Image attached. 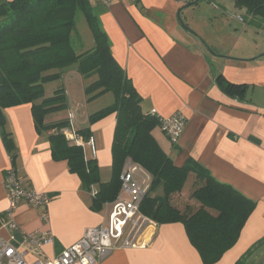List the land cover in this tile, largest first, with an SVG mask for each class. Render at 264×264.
I'll return each mask as SVG.
<instances>
[{
    "label": "crops",
    "instance_id": "0c3cea01",
    "mask_svg": "<svg viewBox=\"0 0 264 264\" xmlns=\"http://www.w3.org/2000/svg\"><path fill=\"white\" fill-rule=\"evenodd\" d=\"M7 1L0 0V4ZM91 3L110 40L113 58L143 100L142 112L147 115L155 110L162 117L180 112L186 118L184 133L176 145L159 127L153 131L163 151L177 167L193 160L215 180L256 203L236 244L215 264H236L249 251L245 264L254 257L264 261V49L245 38L247 26L255 30L261 26L255 19L247 21L242 32L230 35L234 48L227 50L209 33L226 25L225 14L219 15L220 9L208 3L203 7L183 6L176 0H114L109 6L93 0ZM218 76L234 85H246V95L239 98L223 90L217 83ZM4 114L6 129L17 148L15 168L24 185L52 198L47 208L22 203L15 212V222L21 233L52 236L53 242L30 254L28 261L52 260L77 243L87 229L105 225L107 205L118 196L104 204L100 212H93L92 199L99 186H93L91 193L84 191L68 162L53 159L48 141L52 132L37 133L32 105L9 108ZM51 115L46 123L67 118L52 121ZM74 116L77 130L90 129L98 146L95 154L87 149L86 159L97 161L101 183L110 182L116 114L93 125L88 119L78 122ZM11 166L0 133V238L6 241L13 236L6 226L9 202L4 186ZM109 167L111 176L103 178V171ZM44 211L47 220L43 219ZM15 235L21 242L22 237ZM106 262L204 264L182 223H158L147 247H120Z\"/></svg>",
    "mask_w": 264,
    "mask_h": 264
},
{
    "label": "trees",
    "instance_id": "16d2710c",
    "mask_svg": "<svg viewBox=\"0 0 264 264\" xmlns=\"http://www.w3.org/2000/svg\"><path fill=\"white\" fill-rule=\"evenodd\" d=\"M232 1L238 8H245L248 16L259 19L258 26L264 24V0ZM79 15L85 18L94 38V47L82 54H77L72 44ZM73 66L85 79L97 77L85 89L88 101L109 93L115 98L112 105L88 119L93 125L113 114L117 116L112 177L105 184L101 183L97 161L87 160L82 147L60 134L69 126L68 117L61 122L45 123L47 116L67 108V97L59 89L47 98L44 86L60 80L63 71ZM217 83L232 96L246 95V85L231 84L222 76H218ZM142 101L113 58L110 40L91 0H9L0 4V133L12 166L15 167L17 148L6 129L4 112L31 104L37 133L56 132L48 137L53 159L68 162L70 172L81 179L84 191L91 193L93 186H99L92 199L93 212H100L104 204L116 199L123 167L131 159L153 177L142 213L159 224L182 223L203 263L215 264L236 244L256 203L215 180L193 160L177 167L154 138L153 131L159 123L142 112ZM78 133L84 139L91 137L90 129ZM190 176H194L195 186L191 194L184 190ZM158 189H163V196L151 197ZM176 197L183 198L184 204L174 202ZM251 252L236 264H245Z\"/></svg>",
    "mask_w": 264,
    "mask_h": 264
},
{
    "label": "built area",
    "instance_id": "2783aa9c",
    "mask_svg": "<svg viewBox=\"0 0 264 264\" xmlns=\"http://www.w3.org/2000/svg\"><path fill=\"white\" fill-rule=\"evenodd\" d=\"M93 1L104 6L114 2V0ZM176 1L183 6L205 2L219 9L212 0ZM239 20L242 21L240 18ZM150 115L157 119L162 132L173 145H176L185 130V116L179 112L170 117H162L155 110H152ZM74 120L73 113H69V126L61 132L69 142L83 148L85 157L87 149L95 154L97 149L95 138L91 136L84 139L75 128ZM120 181L121 189L117 199L107 205L109 213L105 225L87 229L77 243L64 249L52 260L28 261L30 254H37L45 245L53 242V239L49 233H21L19 225L15 222V212L22 203L33 208H47L52 198L34 188L26 187L16 168L11 166L6 171L4 186L9 202L6 226L13 236L9 241L0 238V264H109L106 259L120 247H147L157 225L141 213V205L150 192L153 177L141 165L127 159ZM42 216L47 220V211H44ZM16 233L22 237L21 242L18 241Z\"/></svg>",
    "mask_w": 264,
    "mask_h": 264
},
{
    "label": "rangeland",
    "instance_id": "374dc122",
    "mask_svg": "<svg viewBox=\"0 0 264 264\" xmlns=\"http://www.w3.org/2000/svg\"><path fill=\"white\" fill-rule=\"evenodd\" d=\"M212 2L214 4H216V6H218V8L220 9L218 12L219 15L221 13L225 14V17H226L225 20L227 22L226 23L227 26L226 25L222 26V29L220 27H217V28H215L214 31H210L209 33L213 38H216V37L219 38L218 41L216 42V44H221L224 48H226L227 50H230V49L234 48L233 43H231V41H230V35L237 33V31L242 32V30H243L242 26L244 24H246L247 21L254 20L255 18H253L250 15L248 16L246 9L245 8H238L232 0H212ZM197 6H201V7L207 6V3L200 2V3L195 4L192 7H197ZM214 9H216V8H214ZM216 10H218V9H216ZM95 13H98V10L95 9ZM211 15H212V12H211ZM239 18L242 21H240ZM255 22L257 24L260 23L259 19H255ZM261 25L262 26L259 30H255L253 27L247 26L246 31L248 33V36H245V38L247 37L246 38L247 42L254 43L255 46H257L259 49H264V24H262V22H261ZM214 40H216V39H214ZM72 44H73V47H74L75 51L77 52V54H82L83 52H86V51H88L94 47L93 34H92L91 30L89 29L85 18L82 15H79L77 18V27H76L75 33L73 34ZM216 48H219V50L222 49L220 47H216ZM209 49L212 53L214 52L211 49V47H209ZM237 52H238L237 50L233 51V53H237ZM96 80H97V77H92L91 79L83 78L77 72V67L73 66V67L68 68V69L63 71V75H62V78L60 80L47 83L44 86L45 95L47 98L52 97L54 95V93L59 89H63L65 91V94L67 97V108L63 111H60L58 113L51 115L49 117V120L53 121V120H58L60 118L66 117V116L68 117L69 112H73L76 115V121L82 122V121L89 119L88 116H90L91 114H94V113L112 105L115 102V98L111 93H109L105 96L99 97L97 99H94L92 101H88L89 98L85 93V89L90 84L95 82ZM104 119H106V118H104ZM104 119H102V120H104ZM61 121H63V120H60L57 122H61ZM57 122H53V123H57ZM45 123H46V121H45ZM46 124H51V123H46ZM77 127H78V125H77ZM75 128H76V126H75ZM115 128H116V124H115L114 130H115ZM77 131H79V130H77ZM157 131H159V130L157 129ZM53 133H56V132H52V134ZM60 134H63L65 136V134L61 131H60ZM166 138H167V136H166ZM97 150H98V146H97ZM103 172H104L103 178L110 177L111 176V167L105 169ZM193 177L194 176L189 177L188 182H187L185 189H184L185 192H189L190 194L193 192V189L195 188V186L193 184ZM159 194L163 195V189H158L155 192H152V194L150 196L151 197L160 196ZM144 200H145V198H144ZM144 200H143V202H144ZM175 201H177V203H180L182 201V203L184 204L183 198H177L176 197L174 199V202ZM143 202H142V205H143ZM142 205H141V208H142ZM141 213H142V210H141ZM144 216H146V215H144ZM146 217L148 219L152 220L158 227L157 221H154L152 218H150L148 216H146ZM157 227H156L155 231L157 230ZM154 235H155V233H154ZM153 236H152V238H153ZM150 240H151V238H150ZM249 264H264V261H262L260 258L256 259L254 257L251 259V262Z\"/></svg>",
    "mask_w": 264,
    "mask_h": 264
}]
</instances>
